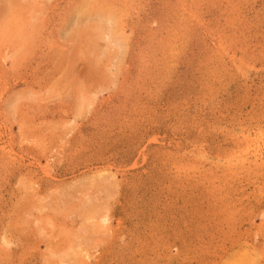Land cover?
Listing matches in <instances>:
<instances>
[{
    "label": "rangeland",
    "instance_id": "1",
    "mask_svg": "<svg viewBox=\"0 0 264 264\" xmlns=\"http://www.w3.org/2000/svg\"><path fill=\"white\" fill-rule=\"evenodd\" d=\"M0 264H264V0H0Z\"/></svg>",
    "mask_w": 264,
    "mask_h": 264
}]
</instances>
